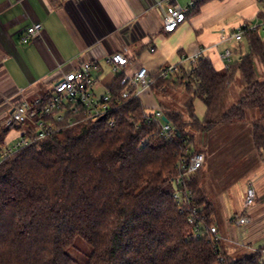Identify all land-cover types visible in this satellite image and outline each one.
<instances>
[{"label": "trees", "instance_id": "obj_1", "mask_svg": "<svg viewBox=\"0 0 264 264\" xmlns=\"http://www.w3.org/2000/svg\"><path fill=\"white\" fill-rule=\"evenodd\" d=\"M259 30L244 37L249 52L223 72L199 56L194 65H178L164 79L150 75L156 110L172 126L170 141L155 134L140 98L122 101L102 120L84 122L88 127L79 134L73 126L35 140L30 124L0 126V151L12 130L24 127L23 137L33 139L0 162V264H216L219 256L221 264H262L260 246L248 255H233L209 235L195 238L187 220L195 210L207 225H216L217 204L205 180L214 151L251 150L264 161ZM237 73L244 96L219 115ZM120 79L108 90L113 101L123 88ZM195 100L205 107L202 120L195 116ZM110 119L112 129L107 128ZM246 122L249 133L239 136L234 130ZM217 137L224 138L221 145L214 144ZM197 152L205 162L186 181L193 198L181 211L172 198L176 163ZM77 239L90 246L83 260L71 255Z\"/></svg>", "mask_w": 264, "mask_h": 264}, {"label": "crops", "instance_id": "obj_2", "mask_svg": "<svg viewBox=\"0 0 264 264\" xmlns=\"http://www.w3.org/2000/svg\"><path fill=\"white\" fill-rule=\"evenodd\" d=\"M190 1L0 0V126L4 127L13 102L49 94L63 73L83 63L92 66L96 95L106 93L117 76L132 75L140 67L153 75L168 65L188 66L181 58L196 54L208 59L216 71H225L244 55L245 38L235 42L222 37L239 24L264 21L262 0H204L173 33H165L166 8L176 4L186 9ZM36 23L42 25L40 35L32 43H22L21 36ZM227 49L229 61L222 58ZM113 52L127 58V65L117 71L108 63ZM140 101L145 109L158 107L150 90L141 94ZM193 104L195 116L202 120L203 103ZM10 133L5 147L23 138V130ZM252 171L261 173L259 166ZM248 183L257 186L256 197L264 196V174Z\"/></svg>", "mask_w": 264, "mask_h": 264}, {"label": "built area", "instance_id": "obj_3", "mask_svg": "<svg viewBox=\"0 0 264 264\" xmlns=\"http://www.w3.org/2000/svg\"><path fill=\"white\" fill-rule=\"evenodd\" d=\"M200 0H191L186 9L178 5H171L164 11L162 30L165 33H173L186 19L189 11H192ZM262 8L264 9V0H262ZM264 27V21L261 25H252L242 23L233 28V31L227 37H222V40L227 38L233 39L235 42H241L244 37L250 32L260 27ZM42 29L40 23L33 24L21 36V42L24 44L32 43L39 35ZM231 51L225 50L222 58L229 61ZM199 54L189 58H181V62H188L189 65H194ZM108 63L114 71L121 69L127 65V58L121 52H113L108 56ZM178 66V65H177ZM176 65H168L160 68L157 71L159 78H166L173 74ZM91 64L83 63L79 68L67 73H63L55 82L49 94L40 95L28 102L27 97H22L18 101L13 102L11 111L4 120V126L12 124L24 125L30 124L35 128L34 139L51 138L59 130L63 128H71L79 123L89 121H99L106 114L115 110L122 101L131 98H140L141 94L149 91L152 80L146 68H138L132 75H122L120 85L123 87L119 98L113 101L111 94L107 91L102 95L94 93L96 80L91 73ZM47 95V100L45 97ZM164 116L160 110H155L154 115L149 117V120L156 125L155 134L171 140L173 138L172 126L169 122L162 120ZM115 121L108 120L107 128L112 129ZM23 134L26 128L23 127ZM33 139L22 138L11 147H4L0 151V162L7 157L13 155L21 148L27 146ZM205 162V155L201 152L193 153L190 157H181L177 163V175L173 179L174 190L172 198L182 210L187 209L192 198V190L186 185L188 177L198 171ZM256 200V191L252 183H248L244 200L243 208L251 207ZM188 223L192 226V233L195 238H200L204 234L209 235L215 241H221L219 237L218 227L214 224L207 225L203 219L199 218L195 210L188 214ZM232 223L236 227H248L253 221L246 215H241ZM246 239L242 241L246 244ZM249 245V244H248ZM250 246V245H249ZM253 249L258 247L250 246ZM261 247L262 264H264V244ZM222 258L219 256L216 264H221Z\"/></svg>", "mask_w": 264, "mask_h": 264}, {"label": "rangeland", "instance_id": "obj_4", "mask_svg": "<svg viewBox=\"0 0 264 264\" xmlns=\"http://www.w3.org/2000/svg\"><path fill=\"white\" fill-rule=\"evenodd\" d=\"M262 23V21H261ZM254 22L252 25H261ZM259 33L264 41V27L259 28ZM242 53L246 54L249 52L246 41L241 42ZM233 51L234 46L230 47ZM235 49V48H234ZM259 71L263 72V68L259 66ZM244 96V83L242 81L241 75L237 73L234 83L231 85L229 92L226 95L225 102L221 106L219 115L226 112L232 104L236 103L240 97ZM36 96H30L27 100L31 102ZM202 108L199 107L197 113L201 114ZM153 110L145 109L147 116L154 115ZM249 122H246L240 130L235 129L234 131L240 133L239 136L249 133ZM2 127V126H1ZM86 123H80L73 127V132L79 134L80 132L87 129ZM236 126H232V129ZM239 127V126H237ZM233 134V132H230ZM219 134V133H218ZM242 134V135H241ZM12 133L9 134L11 138ZM6 139L9 140V138ZM224 138L217 137L213 140L214 144L221 145V141ZM12 144V143H11ZM199 145V144H198ZM247 147L246 143L239 149ZM227 148V147H225ZM223 149V148H219ZM245 152L238 154L237 152H231L226 149L224 154H221L219 150L214 151V156L210 163L206 162L211 168L206 174V185L210 189L212 195V200L217 204L216 206V226L218 227L219 237L221 242L227 244L230 247V253L233 255H248L253 252V247H258L264 244V196L257 195L254 204L247 208H243V200L245 195V190L249 181L256 182L258 177L264 174V161L260 162L259 159L254 158L255 155L251 153V150H244ZM253 156V157H251ZM214 162H216L214 164ZM248 165H245V164ZM233 165H237L234 166ZM259 166L261 173L252 171ZM249 167V169H248ZM236 168V169H235ZM237 170V172H236ZM255 173V174H254ZM230 178L231 181H230ZM229 181L226 183L227 186L224 189L217 188L223 181ZM264 188V183L262 184ZM254 188H257L254 185ZM241 215L248 216L253 223L248 227L238 228L232 223L233 218H238ZM248 235V240L246 244L242 241L246 239ZM250 246H249V245ZM90 252V246L86 244L81 239H77L74 244V249L71 255L78 260H83V258Z\"/></svg>", "mask_w": 264, "mask_h": 264}, {"label": "water", "instance_id": "obj_5", "mask_svg": "<svg viewBox=\"0 0 264 264\" xmlns=\"http://www.w3.org/2000/svg\"><path fill=\"white\" fill-rule=\"evenodd\" d=\"M162 120H163L164 122H166V123L168 122V120L165 119V117H163Z\"/></svg>", "mask_w": 264, "mask_h": 264}]
</instances>
